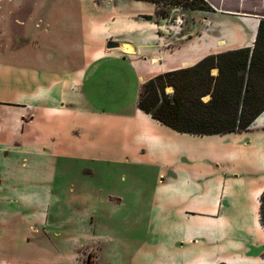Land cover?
<instances>
[{"label": "crops", "instance_id": "1", "mask_svg": "<svg viewBox=\"0 0 264 264\" xmlns=\"http://www.w3.org/2000/svg\"><path fill=\"white\" fill-rule=\"evenodd\" d=\"M35 1L11 0L0 6V264H36L20 257L33 255L27 248L30 232L45 231L57 174L72 169L83 174V160L92 161L95 173L93 163L114 159L124 136L137 126L152 137L168 129L183 133L136 106L139 96L131 102L123 98L131 73L141 87L209 54L252 46L264 18V0H207L210 11L168 6L165 16L157 13L155 3L143 0H92V6H83V0H41V6ZM143 15L153 18L145 21ZM122 56L130 63L103 73L107 83L94 89L100 64ZM33 58L40 59L38 64L62 65L60 72L51 77L45 67L22 70L12 65L31 64ZM132 104V116H125ZM233 155L219 154L215 167L217 185L226 182L222 191L209 185L198 189L200 207L212 210L203 211L207 218L199 227L222 245L228 236L225 225L250 221L253 232L242 237L239 248L223 245L214 255L180 246L186 236L174 234L172 244L165 239L159 247V264H264V226L259 222L264 111L241 133ZM162 175L156 204L166 217L162 221L182 216L186 228L201 210L190 211L193 195L187 189L181 192L182 202L175 203L180 186L172 174ZM228 179L233 192L225 195ZM82 186L76 188L82 191ZM37 255H44L42 248Z\"/></svg>", "mask_w": 264, "mask_h": 264}, {"label": "rangeland", "instance_id": "2", "mask_svg": "<svg viewBox=\"0 0 264 264\" xmlns=\"http://www.w3.org/2000/svg\"><path fill=\"white\" fill-rule=\"evenodd\" d=\"M79 1L81 4L82 0ZM10 2L11 0H0V6ZM35 2L37 6L42 5L41 0ZM94 2L83 0L82 5L92 6ZM99 2L100 0H96L97 4ZM161 7L165 8L163 5ZM142 18L150 21L153 16L143 15ZM254 44L255 41L249 47L253 48ZM39 60L33 58L31 64L21 62L12 65L15 68L19 66L22 70L28 66H36L39 69L45 67L51 77L58 75L62 65L52 62L38 64ZM108 60H111V63L103 62L97 69L101 74L94 83V89H102L107 83L103 78L106 74L103 73L117 69L123 63H130L123 56L120 59ZM211 74L217 75L218 70L212 69ZM134 77L131 73L128 90L123 96L127 102L137 100L139 96L140 86ZM172 91V87L166 88L167 93ZM209 98L210 96H205L203 101ZM135 103L137 106L138 103L136 101ZM132 108L133 104L125 110V116H132ZM241 133L243 131L225 133L226 135H195L170 132L168 129L167 132L152 137L153 135L148 131L137 126L136 132L131 130L130 135L124 136L114 159L93 163V166H96L95 173L91 172L92 161L83 160L82 164L87 167L83 174L78 171L75 173L76 169H72L67 175L57 174L53 178L50 192L52 199L46 208L48 223L44 228L45 231L34 229L30 232L33 239L28 241L30 245L27 248L33 255L31 258L20 257L21 262L159 264L160 253L157 251L165 239L168 240V244H172L174 234L178 237L186 236L185 241H180V246L213 255L220 252L223 245L239 248L244 241L242 237L249 236L253 232L252 222H234L225 225L228 236L224 244L214 241L208 232L199 227L207 218L202 215L203 211L212 210L210 207L203 209L200 207L202 198L198 195V189L205 185H209V188L215 192L224 189L226 182L217 185L215 180L214 171L218 168L217 161H221L219 154L231 152L233 159L235 145L238 140L240 141ZM150 138L152 141L145 143ZM162 172L167 177L172 174L174 183L180 186L179 193L173 197L175 203L182 202L181 192L187 189L189 192L192 191L193 195V199L188 201L190 211L197 208L201 210L197 212L199 214L193 213L191 224L186 228L182 216L162 221L166 217L156 207V204L160 205L161 200L157 196V188L158 179L164 177L161 176ZM81 185H83L82 191L76 188ZM232 192L233 184L228 179L225 195ZM210 201H213L211 197ZM259 222L261 223V220ZM42 226L38 227L42 228ZM195 237H199V240H194ZM40 248L43 249V256L37 255Z\"/></svg>", "mask_w": 264, "mask_h": 264}, {"label": "trees", "instance_id": "3", "mask_svg": "<svg viewBox=\"0 0 264 264\" xmlns=\"http://www.w3.org/2000/svg\"><path fill=\"white\" fill-rule=\"evenodd\" d=\"M143 1L155 3L162 16L168 6L213 10L207 0ZM215 68L218 74L212 75ZM167 87L173 88L172 93L166 92ZM205 96L210 98L203 101ZM138 107L178 132L206 135L247 130L264 111V19L253 48L209 54L190 67L163 72L143 82ZM260 220L264 226V191Z\"/></svg>", "mask_w": 264, "mask_h": 264}, {"label": "water", "instance_id": "4", "mask_svg": "<svg viewBox=\"0 0 264 264\" xmlns=\"http://www.w3.org/2000/svg\"><path fill=\"white\" fill-rule=\"evenodd\" d=\"M117 44L116 43H114V42H110L109 43V46H116Z\"/></svg>", "mask_w": 264, "mask_h": 264}]
</instances>
